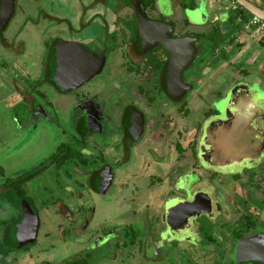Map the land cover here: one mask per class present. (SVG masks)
I'll use <instances>...</instances> for the list:
<instances>
[{"label":"flooded vegetation","instance_id":"flooded-vegetation-1","mask_svg":"<svg viewBox=\"0 0 264 264\" xmlns=\"http://www.w3.org/2000/svg\"><path fill=\"white\" fill-rule=\"evenodd\" d=\"M128 1L24 2L19 35L35 33L41 48L30 60L24 40L5 37L19 0L5 24L0 0V44L23 56V67L16 66L23 84L12 81L17 127L6 147L19 150L44 131L52 133L47 145L54 150L0 185V194L12 192L19 203L0 210V264H264V102L251 85L235 82L232 60L240 48L210 51L198 40L181 84L170 86V54L161 42L143 43ZM159 4L149 11L141 1L150 21L175 26ZM185 36L175 29L173 38ZM76 45L101 62L83 85L63 92L54 66L63 47ZM222 63H233L232 76H214ZM108 70L104 90L92 91L91 82ZM229 76L237 85L223 95L219 80ZM227 105L229 118H222ZM137 162L141 170L134 172ZM64 166L71 173L65 179L55 173ZM50 170L49 198L39 203L27 186ZM0 174L6 176L3 168ZM24 202L35 222L31 242L19 247Z\"/></svg>","mask_w":264,"mask_h":264},{"label":"rangeland","instance_id":"rangeland-1","mask_svg":"<svg viewBox=\"0 0 264 264\" xmlns=\"http://www.w3.org/2000/svg\"><path fill=\"white\" fill-rule=\"evenodd\" d=\"M37 0H19L17 5V11L13 18V20L10 23V26L8 27L5 37L12 43H16L20 45V42H23V40L26 42L27 45V54L29 55L28 59L30 60H36V58L41 56V48L39 45V38L35 33H27L24 36L23 39V33L19 35V32L23 26V3H35ZM159 3L162 5V12L163 15L167 16L172 22H174L176 26V30L180 31L183 27V24L186 22H189L190 26L185 30V32H188L189 34H196V35H202L206 34L211 31V28L213 26L212 23V15L209 12L208 3L206 0H194L196 4L195 9H191L190 7L188 9H184L180 6L178 3L179 0H158ZM214 3V8L216 12H230L231 10L235 9V6H232L230 3H228L227 0H212ZM252 3L263 7L262 4H260L256 0H251ZM217 14V13H216ZM157 13H153V17H157ZM229 31L231 30L230 26H228ZM182 32V31H181ZM183 31V33H185ZM226 32V31H224ZM237 42L242 45V48L237 50V55L233 57L232 62L236 65V70L234 71V74L236 76L235 82L243 81L240 85H251V88L249 87V91H256L258 92V96L256 97V100L258 102H264V79H261L259 77V71L263 75L264 78V36L262 35H252V33L245 32L243 35H239L237 38ZM199 46L201 48L206 49L205 43H199ZM23 48V44H21V47ZM230 49H237L236 47L230 46ZM21 52L18 54L16 52H12L10 50H7L3 48L0 44V169L3 168L5 170L6 176H1L0 174V185L5 181V178H13V174H15L18 170H24L28 169V167L35 162H39L44 155H49L52 151V147L48 148L47 141L48 139H51L53 137L52 133L47 132H40L41 134H38L34 138V142L31 141L30 143H27L24 146H21V149H16V145H14L13 149L8 150L5 144V139L7 133H10L14 131L17 127V122L14 119V109H17L19 107L18 105V90L15 88V84L12 82L13 80H16L17 82H22L19 78L18 70L16 69V66H19L20 68L23 67V56L20 55ZM204 58V56H203ZM200 60V59H199ZM199 61L197 60L195 66L192 69H189L186 72V77L190 76L193 71L198 67ZM243 63V66L241 68H238L240 64ZM6 64V65H5ZM233 63H230V65ZM112 67L116 65V62H114V59L111 61L110 64ZM228 65V63H222L218 69L215 71L214 76L218 77V74L221 73L219 76H223L226 74L231 75L233 73L232 66ZM257 66L259 68V71L257 70ZM21 70V69H20ZM38 68L35 66L33 68V71L36 72ZM204 72H208L207 69H204ZM247 72V73H246ZM111 71L108 70L103 77H99L98 79L91 82L90 87L95 88L92 91H96V89L100 88L104 90L103 87H105V84H102L105 82L109 76H111ZM232 76V75H231ZM231 76L226 77L221 80H219V91L226 95V93L231 90L233 91L232 86L237 85V83L234 82V78ZM209 77V80H213ZM253 84H256L253 86ZM205 85H203L204 87ZM262 90V91H261ZM230 91V92H231ZM243 90L239 91V94L242 93ZM246 90L244 89V93ZM233 95H229L228 99H232ZM246 103L250 105V107H253L252 102L248 98ZM223 104H227V101L223 102ZM207 107V106H206ZM236 107V106H235ZM238 110V107H236ZM207 109L205 106L200 109L199 111H196L193 118H190L191 121L195 122L205 112ZM236 111V110H234ZM229 109L228 105L227 108L225 106L224 112L222 113V118H229ZM252 109L247 112L246 116V126L251 122L252 119ZM55 148V145L54 147ZM223 148V147H222ZM15 150V151H14ZM223 151L225 149H222ZM229 155V154H225ZM204 168H208V165L203 164ZM236 170V167H232L229 170L233 171ZM134 172L140 171V162H137L134 164L131 168ZM16 171V172H15ZM70 168L69 167H62L57 171H55L56 176H62L61 178L65 179L64 176H70ZM226 171V170H225ZM51 172V170L42 177L38 178L36 181L31 183V185L27 186L28 192L30 191L31 194H34L36 199H40L39 203L42 202V200H46L49 198L48 193L52 188V182L48 180V177L51 175H48ZM149 172H144L141 178V183L146 185L148 182V174ZM157 173V170L156 172ZM48 175V176H47ZM156 175V174H154ZM73 176H80V175H73ZM196 181V180H195ZM66 183V182H65ZM64 184V182H63ZM145 198V197H144ZM143 198V200H144ZM146 200V199H145ZM101 215H104V210L100 212Z\"/></svg>","mask_w":264,"mask_h":264},{"label":"water","instance_id":"water-1","mask_svg":"<svg viewBox=\"0 0 264 264\" xmlns=\"http://www.w3.org/2000/svg\"><path fill=\"white\" fill-rule=\"evenodd\" d=\"M131 1L139 20V30L143 43L150 46L161 42L169 52V85L177 87L181 84L180 76L182 71H184L196 57L197 51L195 44L198 42V38L192 36H185L177 39L173 38L176 29L174 25L159 21H150L143 11L141 0ZM234 1L252 16H256L264 21V7L252 3L251 0ZM2 5L5 14L3 22L5 24L13 11V0H3ZM158 6L160 7V4ZM246 32L252 33L248 28H246ZM100 62L101 59L88 52L80 45H76L75 48L70 51L68 47H63L58 52L54 66L57 86L63 92L77 89L94 75ZM24 204L25 219L16 228L19 247L25 246L31 242V233L34 229L32 226H34V224L30 225V222H35L34 215L29 205L26 202H24ZM25 231L28 233L27 236L24 233Z\"/></svg>","mask_w":264,"mask_h":264},{"label":"trees","instance_id":"trees-1","mask_svg":"<svg viewBox=\"0 0 264 264\" xmlns=\"http://www.w3.org/2000/svg\"><path fill=\"white\" fill-rule=\"evenodd\" d=\"M126 1L129 4V1ZM141 1L144 9L153 11L157 0ZM181 5L184 9H188L189 7L191 9L196 8L194 0H184ZM227 15V21L224 24L213 25L211 31L206 34L196 35L185 32V30L190 26L189 22L183 24V27L180 31H184L186 35H191L198 38L199 43H205L206 49L210 51H215L222 46L241 48L242 45L237 42V38L240 34L246 32L247 25L253 16L238 4H236L235 9L228 12ZM222 26H230L231 30L224 32ZM12 194V192H10V194H0V210H3L7 205H19V203L13 198L15 197L14 194ZM0 224H2V222H0Z\"/></svg>","mask_w":264,"mask_h":264},{"label":"crops","instance_id":"crops-1","mask_svg":"<svg viewBox=\"0 0 264 264\" xmlns=\"http://www.w3.org/2000/svg\"><path fill=\"white\" fill-rule=\"evenodd\" d=\"M184 0H179L178 1V3L180 4V6L182 7V2H183ZM207 1V3H208V8H209V12L211 13V15H212V23H213V25H222V24H224L226 21H227V13L226 12H216L215 11V8H214V3L212 2V0H206ZM158 10H159V8H158ZM217 13V14H216ZM222 28H223V30L224 31H229V28H228V26H222ZM231 29V28H230ZM244 33H242V35H243ZM241 35V34H240Z\"/></svg>","mask_w":264,"mask_h":264},{"label":"built area","instance_id":"built-area-1","mask_svg":"<svg viewBox=\"0 0 264 264\" xmlns=\"http://www.w3.org/2000/svg\"><path fill=\"white\" fill-rule=\"evenodd\" d=\"M232 6L236 7V2L234 0H227ZM264 7V0H256ZM247 28L252 31V35H262L264 36V21L256 16H253L247 25Z\"/></svg>","mask_w":264,"mask_h":264}]
</instances>
